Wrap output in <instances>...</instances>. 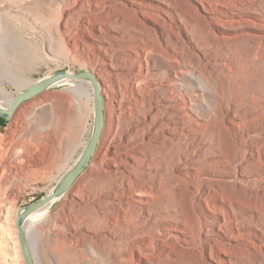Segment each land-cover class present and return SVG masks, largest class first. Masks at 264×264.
Listing matches in <instances>:
<instances>
[{"label": "rangeland", "instance_id": "obj_1", "mask_svg": "<svg viewBox=\"0 0 264 264\" xmlns=\"http://www.w3.org/2000/svg\"><path fill=\"white\" fill-rule=\"evenodd\" d=\"M59 71L97 76L106 123L36 216L42 264H264V0H0V100ZM3 120L0 264H26L19 211L82 155L94 93L64 82Z\"/></svg>", "mask_w": 264, "mask_h": 264}, {"label": "water", "instance_id": "obj_2", "mask_svg": "<svg viewBox=\"0 0 264 264\" xmlns=\"http://www.w3.org/2000/svg\"><path fill=\"white\" fill-rule=\"evenodd\" d=\"M82 82L91 86L94 93V112L95 123L92 137L87 144L82 155L75 163L73 168L57 183L51 193L42 199L31 203L20 209L17 217V230L21 250L26 264H37L33 253L31 241L26 233V223L33 215L53 204L56 200L62 198L70 192L76 181L86 171L93 156L95 155L101 138L103 136L106 115H105V98L103 95L102 83L96 76L88 71L69 72L59 71L51 76L42 78L36 83L28 86L22 92L18 93L12 99L8 106L0 105V118L11 121L18 109L26 102L38 97L47 90L58 86L64 82Z\"/></svg>", "mask_w": 264, "mask_h": 264}, {"label": "bare ground", "instance_id": "obj_3", "mask_svg": "<svg viewBox=\"0 0 264 264\" xmlns=\"http://www.w3.org/2000/svg\"><path fill=\"white\" fill-rule=\"evenodd\" d=\"M96 76V75H95ZM96 78H97V76H96ZM98 79V78H97ZM2 96V95H1ZM14 98V95H8V96H5V98H4V100L5 101H1L0 100V105H2V106H8L10 103H11V101H12V99ZM133 135V134H132ZM131 135V136H132ZM0 139H1V136H0ZM42 147V146H41ZM1 150V149H0ZM40 150V149H39ZM18 152V151H17ZM138 153V152H137ZM136 153V154H137ZM139 153H140V151H139ZM4 154V153H3ZM27 154V153H26ZM41 154V153H40ZM30 156V155H29ZM132 157V156H131ZM1 158V157H0ZM134 159V158H133ZM135 159H137V157L135 158ZM140 159V158H139ZM24 160V159H23ZM25 161V160H24ZM27 161V160H26ZM137 161V160H136ZM117 163V162H116ZM128 163V162H127ZM115 164V163H114ZM118 164V163H117ZM130 164H128V166H129ZM130 167V166H129ZM121 168V167H120ZM120 168H118L117 170H116V172H113V173H115L116 175L115 176H119V175H121V174H125L126 172H125V170L124 169H120ZM149 168V167H148ZM151 168V167H150ZM149 168V169H150ZM127 169V168H126ZM111 173V172H110ZM129 175V174H128ZM131 175V174H130ZM114 176V175H113ZM123 176V175H122ZM125 176V175H124ZM123 176V177H124ZM127 177V176H126ZM126 177H125V179H126ZM128 178H130V176L128 177ZM127 178V179H128ZM124 179V178H123ZM131 179V178H130ZM130 179H128V180H130ZM127 181V180H126ZM124 183V182H123ZM126 183V182H125ZM118 184V183H117ZM120 185V184H119ZM123 185V184H122ZM128 185V184H127ZM118 186V185H117ZM121 186V185H120ZM115 188H116V186H115ZM136 189H134L131 193H130V198L131 199H134V197L136 196V195H140V194H144V195H149V194H151L152 192L151 191H149L146 187H141V186H139V187H135ZM124 189V188H123ZM122 189V190H123ZM130 189V188H129ZM132 189V188H131ZM125 190H126V188H125ZM124 190V191H125ZM154 190H155V188H154ZM118 192V191H117ZM153 192H155V191H153ZM158 192V191H157ZM119 193V192H118ZM115 194H117L116 192H115ZM119 194H122V193H119ZM153 194V193H152ZM124 195H126V194H124ZM123 195V196H124ZM111 196V195H110ZM113 196H114V194H113ZM152 196V195H151ZM153 197H155V195L153 196ZM111 198H112V196H111ZM117 200V199H116ZM113 201V200H112ZM111 201V202H112ZM115 201V200H114ZM110 202V201H109ZM108 202V203H109ZM112 203H114V202H112ZM130 201H129V205H130ZM116 204V203H115ZM121 204V203H120ZM119 205V204H118ZM125 205V204H124ZM115 206V205H114ZM126 207V206H125ZM130 208V207H129ZM118 209V208H117ZM121 209V208H120ZM122 209H123V207H122ZM47 211V210H46ZM121 211V210H120ZM44 212V211H43ZM127 212H128V210H127ZM133 212V211H132ZM131 212V213H132ZM40 212H38L37 214H35L34 216H32L31 218H29V220L27 221V223H26V233H27V235H28V237H29V239H30V241H32L31 239H32V236L33 235H35L36 237H37V235L39 234V233H41L40 232V229L38 228V226L36 225V222H37V219H36V216L39 214ZM145 213V212H144ZM148 213V212H147ZM150 213V212H149ZM42 214H44V213H42ZM127 214V213H126ZM129 214V213H128ZM111 215H113V214H111ZM124 215V214H123ZM143 215V214H142ZM142 215H141V217H142ZM38 216H40V214L38 215ZM127 216V215H126ZM110 217V216H109ZM122 218V214H121V216L120 215H115L114 216V218H113V216L111 217V218H109V221L111 220V221H120V220H122L121 219ZM127 219H128V217H126ZM146 219V218H145ZM130 220V219H129ZM129 220H127V221H129ZM136 220H137V217H136ZM147 220V219H146ZM123 221V220H122ZM124 221H125V219H124ZM126 221V222H127ZM138 221H139V219H138ZM140 221H142V219L140 220ZM143 222V221H142ZM142 222H140L139 224H141ZM115 223V222H114ZM121 223V222H120ZM145 223V222H144ZM148 223V222H147ZM116 224H118V223H116ZM119 225V224H118ZM125 225V224H124ZM127 225V224H126ZM131 225V224H130ZM146 226H147V224H145ZM122 226V225H121ZM128 226V225H127ZM126 226V227H127ZM132 226V225H131ZM130 226V227H131ZM142 226V225H141ZM145 226V227H146ZM110 227V226H109ZM139 227V226H138ZM131 228H133V227H131ZM143 228H144V226H143ZM111 229V228H110ZM120 229H122V228H120ZM124 229V228H123ZM125 229H127V228H125ZM129 229V228H128ZM139 229H141V228H139ZM139 229H138V231H139ZM146 229H149L148 227L146 228ZM42 230V229H41ZM133 230V229H132ZM135 230V229H134ZM137 230V229H136ZM142 230H144V229H142ZM123 232H125V231H123ZM136 232V231H135ZM142 232H146L145 230L144 231H142ZM149 232H150V230H149ZM119 233V232H118ZM131 233V232H130ZM143 233V234H144ZM129 234V233H128ZM147 234H148V232H147ZM147 234L145 235V236H147ZM134 235H135V233H134ZM150 235V234H149ZM148 235V236H149ZM107 236H108V238L109 239H112V237H113V235L112 234H110V230H109V233L107 234ZM118 236H120V235H118ZM125 236V235H124ZM131 236V235H130ZM137 237H138V234L136 235ZM128 237V236H127ZM126 237V240H125V242L127 243V242H129V240H130V238H127ZM135 237V236H134ZM141 237V236H140ZM38 238V237H37ZM116 238H117V236H116ZM115 238V239H116ZM125 238V237H124ZM119 239H121V238H119ZM117 240V239H116ZM115 240V241H116ZM122 240V239H121ZM131 240H133V238H131ZM113 241V240H112ZM115 241H113V242H115ZM124 241V240H123ZM160 241H161V239H160ZM38 242V241H37ZM124 242V243H125ZM152 242V241H151ZM161 243V242H160ZM38 244V243H37ZM130 244V243H129ZM152 244V243H151ZM154 244H156V243H154ZM154 244H153V246H154ZM32 245H33V241H32ZM150 247L152 246V245H149ZM33 247V246H32ZM151 249V248H150ZM155 249V248H154ZM170 249V248H169ZM168 249V250H169ZM133 251V250H132ZM169 252H170V250H169ZM33 253H34V257H35V259H36V263L37 264H42L41 263V256H40V254L38 253V251H37V246H36V248H35V246H34V249H33ZM134 253V252H133ZM132 253V254H133ZM172 253V252H171ZM139 254H141V252H139ZM143 254V253H142ZM174 254H175V252H174ZM144 255H146V254H144ZM144 255H142V256H144ZM169 256V255H168Z\"/></svg>", "mask_w": 264, "mask_h": 264}, {"label": "trees", "instance_id": "obj_4", "mask_svg": "<svg viewBox=\"0 0 264 264\" xmlns=\"http://www.w3.org/2000/svg\"><path fill=\"white\" fill-rule=\"evenodd\" d=\"M0 121H4L3 119H0Z\"/></svg>", "mask_w": 264, "mask_h": 264}]
</instances>
